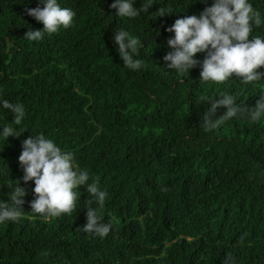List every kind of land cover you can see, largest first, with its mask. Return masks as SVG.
Here are the masks:
<instances>
[{
    "label": "trees",
    "instance_id": "obj_1",
    "mask_svg": "<svg viewBox=\"0 0 264 264\" xmlns=\"http://www.w3.org/2000/svg\"><path fill=\"white\" fill-rule=\"evenodd\" d=\"M28 2L0 0V98L25 107L19 126L0 108V124L27 128L0 138V200H9L10 184L26 190L25 218L0 223V264H264V117L206 131L211 101L200 100L228 93L251 108L264 79L203 82L199 65L184 77L163 59L172 35L165 29L212 0H154L135 18L117 17L113 0H59L75 11L73 22L39 41L25 38L43 28L26 12L38 0ZM250 2L264 14V0ZM159 7L174 12L155 18ZM119 28L141 39L142 69L123 66L112 39ZM251 35L264 36V27ZM38 133L107 190L103 206L92 205L112 225L105 237L80 230L85 185L74 190L70 214L30 212L35 185L23 181L18 157L22 141Z\"/></svg>",
    "mask_w": 264,
    "mask_h": 264
},
{
    "label": "clouds",
    "instance_id": "obj_2",
    "mask_svg": "<svg viewBox=\"0 0 264 264\" xmlns=\"http://www.w3.org/2000/svg\"><path fill=\"white\" fill-rule=\"evenodd\" d=\"M136 2L137 0H113L110 7L116 9L117 17L135 18L141 12H149L154 4V0H144L137 8ZM200 2L208 5V0ZM26 12L43 24L42 29H30L25 34V38L30 41H39L45 33L51 35L60 27H69L76 15L72 9L61 7L59 0H38L37 6L26 8ZM173 12L170 7H159L153 11V15L156 18ZM254 27H264V14L255 9L250 0H212L211 5L204 7L198 15L177 18L165 29L172 33L166 41L169 51L163 57L167 62V69L187 77L189 71L199 65L200 81L203 82L223 83L235 76L246 84L257 83L264 79V73L257 71L264 66V36L251 35ZM112 39L117 45L123 66L133 71L144 67L143 60L139 58L142 47L140 38L119 28ZM197 53H206L202 61L196 57ZM200 100L211 101V106L204 115L206 131L214 130L232 118H248L255 122L264 117V94L251 108L237 103L236 98L228 93L201 97ZM220 106L226 111L214 119ZM0 108L13 114L14 125H21L25 116L22 103L0 98ZM0 125V138L5 140L9 136L19 137L27 129L17 131L11 125ZM18 161L24 173L23 181H33L35 185L34 199L30 202L31 213L43 215L47 219L76 211L78 197L74 190L85 185L90 198L85 207L86 223L80 230L101 238L110 232L111 223L105 222L98 214V207L92 206H103L107 190L99 187L98 178L89 183V172L78 167L71 151L62 150L53 139L43 133L31 134L22 141ZM8 188L9 200H0V223L18 222L25 218L22 208L25 188L19 182L8 185Z\"/></svg>",
    "mask_w": 264,
    "mask_h": 264
}]
</instances>
